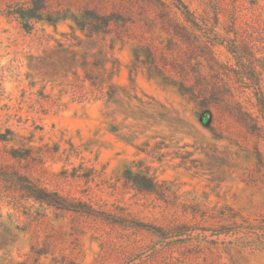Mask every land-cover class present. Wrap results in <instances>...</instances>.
Listing matches in <instances>:
<instances>
[{
    "label": "rangeland",
    "instance_id": "obj_1",
    "mask_svg": "<svg viewBox=\"0 0 264 264\" xmlns=\"http://www.w3.org/2000/svg\"><path fill=\"white\" fill-rule=\"evenodd\" d=\"M46 1L67 15L27 29L9 10L30 0H0V264H264V120L236 59L175 39L153 0ZM183 1L248 32L264 93V0ZM86 6L131 22L90 34Z\"/></svg>",
    "mask_w": 264,
    "mask_h": 264
},
{
    "label": "trees",
    "instance_id": "obj_2",
    "mask_svg": "<svg viewBox=\"0 0 264 264\" xmlns=\"http://www.w3.org/2000/svg\"><path fill=\"white\" fill-rule=\"evenodd\" d=\"M91 1V0H90ZM92 0L91 2H93ZM104 1V0H100ZM108 0H106L107 2ZM115 2V0H113ZM144 2V3H142ZM150 0H119V4L123 6H139L147 5L145 3ZM156 2V4H155ZM117 3V2H115ZM151 6H155L158 10V14L161 15L169 24L172 26V35L176 39L181 41H187V39H194L195 42H199L210 54L212 53L213 58L217 59L213 61L217 68H219V57L216 56L217 48L225 47L236 59V68L225 67L226 71L232 73L236 81L239 82L243 87L252 89L257 99L258 105L260 106L264 120V93L260 84V78L257 75L256 66H253L248 50V44L251 42V37L248 32L242 27H236L233 24V31L224 30L221 33L217 29L218 12L214 11L213 21H210V17L206 12H198L192 10L183 0H153ZM150 7L148 9L151 10ZM101 10L92 7H83L81 10L82 19H78L75 16H71L75 23V26L88 33H111L112 24L115 26L116 22L129 23L130 18H127V13L123 11H110L100 12ZM9 14H14L15 17L19 18L24 28H29L32 19H43L47 22H55L58 18H63L67 15V9L58 8L56 10H49L46 0H30L27 5L11 7ZM257 32H263L261 23L256 22ZM230 33H233L230 36ZM248 36L249 41H246ZM249 51V50H248ZM212 58V60H213ZM214 66V65H213ZM226 74V75H227ZM10 173V172H9ZM8 172L3 170L0 166V176H7ZM10 175H12L10 173ZM12 176L9 181L17 183L19 190H21L27 198H32L41 203H46L56 208H66L64 204V198L56 191L48 190L47 188L40 187L33 183L27 176ZM16 185V184H15Z\"/></svg>",
    "mask_w": 264,
    "mask_h": 264
}]
</instances>
